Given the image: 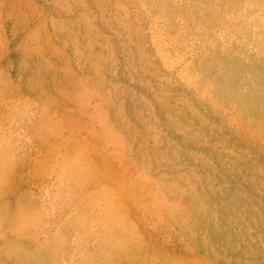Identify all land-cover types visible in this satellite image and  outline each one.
Here are the masks:
<instances>
[{
	"label": "snow or ice",
	"instance_id": "snow-or-ice-1",
	"mask_svg": "<svg viewBox=\"0 0 264 264\" xmlns=\"http://www.w3.org/2000/svg\"><path fill=\"white\" fill-rule=\"evenodd\" d=\"M224 7L230 9L229 21L236 20L228 32L240 60L226 88L205 92L211 97L215 116L212 127L220 130L218 143L242 145L247 141L251 146L259 142L264 150V0H234ZM34 8L18 24L22 79L0 77V238L31 237L41 228L55 227L57 242L64 248L69 239L73 244L84 243L103 229L108 246L105 258L81 264H216L201 252L194 228L198 218L183 206L186 189L177 181L178 174L154 173L144 156V141L159 143L155 129L151 125L133 129L122 112L115 110L112 115L106 74L88 72L81 64L74 71L64 69L71 77L65 76L52 88L49 77L56 65L46 58L42 44L49 31L48 13L38 4ZM8 47L5 43L4 48ZM257 62L258 79L250 67ZM92 107L93 118L85 119ZM20 122L29 130L14 127ZM97 122L102 135L96 131ZM134 143L141 144L139 150L133 148ZM107 147L112 149L109 154H105ZM84 160L86 166H82ZM33 161L38 180L55 177L54 191H49L43 205L26 187L31 180L25 169ZM260 176L264 181V164ZM118 188L130 191L134 203L124 202ZM117 202L124 210L122 221L130 222L120 238L111 235L108 219ZM201 210H211L207 201H201ZM37 241L45 243L39 237ZM25 250L31 254L32 246ZM13 254L9 248L8 255ZM0 264L45 262L17 259Z\"/></svg>",
	"mask_w": 264,
	"mask_h": 264
},
{
	"label": "rangeland",
	"instance_id": "rangeland-1",
	"mask_svg": "<svg viewBox=\"0 0 264 264\" xmlns=\"http://www.w3.org/2000/svg\"><path fill=\"white\" fill-rule=\"evenodd\" d=\"M222 1L0 0V77L22 79L17 56L18 24L26 14L35 11V5L45 8L49 31L42 44L46 58H51L56 65L54 74L49 77L52 88L65 76L71 77V72L64 69L74 71L81 64L93 74L105 73L111 89L112 115L118 110L133 129L151 125L154 135H159V143L155 139L144 141V156L152 164L154 173L178 174L177 181L186 189L183 206L198 218L194 228L199 233L202 254L216 264H264V181L260 176L264 150L259 142L251 146L247 141L242 145L218 143L220 130L212 127L215 116L201 119L195 113L191 106H197L198 102L190 90L160 72V64L148 43L151 28L179 38L185 24L194 34L201 31L205 39H210V32L215 28L208 27L207 21L217 20L216 7L212 6ZM205 12L211 15L205 18ZM5 43L9 45L7 49ZM215 52L206 59L213 71L218 64L231 59ZM80 71L87 74L84 69ZM60 107L62 109L63 105ZM94 112V107L89 108L85 119H92ZM14 127L29 130L23 122ZM96 131L103 133L98 122ZM84 135L92 138L89 133ZM140 147V143L133 144L134 149ZM111 151V147H107L105 154ZM86 165L87 160H84L82 166ZM116 167L119 168L118 161ZM34 168L35 161L31 168L25 169L27 179L31 180L26 187L41 205L39 191L52 186L55 177L38 180ZM118 191L124 202L134 203L129 199L130 191L124 192L122 188ZM201 201L209 203V212L201 210ZM123 216L124 210L117 202L108 217L112 222L111 235L116 232L118 223L123 233L125 227H130V222L122 221ZM55 233L56 228L50 227L37 230L31 237L0 238V261L19 259L56 264ZM37 237L45 243L40 244ZM101 238V234L91 236L83 243L86 247L81 243L71 245L69 239L71 250L80 249L71 264L90 260V252H102V244L98 243ZM29 245L31 254L25 250ZM9 248L14 253L11 256Z\"/></svg>",
	"mask_w": 264,
	"mask_h": 264
},
{
	"label": "bare ground",
	"instance_id": "bare-ground-1",
	"mask_svg": "<svg viewBox=\"0 0 264 264\" xmlns=\"http://www.w3.org/2000/svg\"><path fill=\"white\" fill-rule=\"evenodd\" d=\"M232 2L234 0H228V2L223 0L220 2L215 8L218 14L216 15L217 20L212 22L207 21L208 27L215 28L210 32V39H205L201 31L194 34L186 24L183 26V31L180 30L179 38L152 28V31L148 35L149 46L153 49L154 57L160 64V72L165 77L174 78L190 90L191 96L198 102L197 106H200L198 109H195L197 106L194 107V104L191 107H193V110L201 119H209L211 115H214L211 97L210 95L208 97L205 96L206 90L210 94L214 87L226 88L228 85V77L233 72L234 65L240 60V57L234 51V42L228 32L230 25L236 24V20L229 21L228 13L230 9L224 7V5ZM207 15H211V13L205 12V18H208ZM206 32H209V28ZM222 36L225 38H222ZM256 43H259L258 33ZM215 51H218L220 54L224 53L230 56L231 59L228 62L218 64L217 69L213 71L210 65L207 64L206 59H208L211 53H216ZM250 67L258 79L260 71L258 62ZM50 190L54 191L53 186L45 187L39 191L38 197L43 193L40 198L41 205L44 204ZM115 228L116 232L112 233L114 238H120L125 234L122 232L119 223L115 225ZM101 237V241L98 243L102 244L103 250L98 254L90 252V260H102L105 258L108 246L104 243L103 231ZM81 244L83 247H86L85 244ZM78 250L80 249H77V251L71 250L68 241L65 243L64 248H61L59 243L56 242L54 247L56 264H64L65 260L68 261V264H71L72 260H75L78 256Z\"/></svg>",
	"mask_w": 264,
	"mask_h": 264
}]
</instances>
